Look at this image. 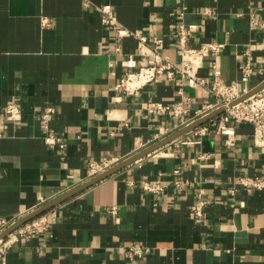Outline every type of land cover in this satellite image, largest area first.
<instances>
[{
	"label": "crops",
	"instance_id": "crops-1",
	"mask_svg": "<svg viewBox=\"0 0 264 264\" xmlns=\"http://www.w3.org/2000/svg\"><path fill=\"white\" fill-rule=\"evenodd\" d=\"M102 5L133 34L117 38L106 28ZM183 6L185 23L197 25L191 46L225 42L217 61L226 82L240 79L248 52L255 68L249 87L264 83V0H0V218L15 221L6 232L56 202L10 230L47 220L0 264H264V190L236 182L264 168L253 126L236 124L232 148L219 134L196 143L191 129L149 151L194 122L149 114L148 103H172L183 88L190 120L215 96L166 73L134 92L116 88L138 70L129 61L137 37L152 46L161 39L157 47L180 62L176 11ZM210 70L207 59L200 74L209 79ZM11 102L21 108L19 120L4 116ZM105 157L119 158L112 168L128 163L85 186L101 175H87L89 162ZM156 179L168 183L162 193L144 189ZM200 199L206 203L197 218ZM130 242L148 251L131 258Z\"/></svg>",
	"mask_w": 264,
	"mask_h": 264
},
{
	"label": "built area",
	"instance_id": "built-area-1",
	"mask_svg": "<svg viewBox=\"0 0 264 264\" xmlns=\"http://www.w3.org/2000/svg\"><path fill=\"white\" fill-rule=\"evenodd\" d=\"M97 10L101 14L103 25L112 30L117 38H124L133 34L118 23L110 5L98 6ZM186 12L185 6L176 11V34L181 55L180 62L172 60L168 54L157 47L162 43L161 39L155 38V45L152 46L142 37H137L138 51L129 56V61L133 67L138 66V70L127 72L116 85V88L124 89L126 92H134L150 82L157 81L164 73L169 78H173L175 74H178L189 86L193 88H206L215 96V102L202 104L200 108L193 112V118L191 117L192 119L186 120L185 117L190 113V109L182 98L184 95L183 88H179L178 94L180 97L172 103H164L162 101L148 103L146 110L149 114H163L173 120H180L181 124H189L206 117L215 110L224 108V111L219 116L192 129L191 133L199 138L194 142L200 143L202 137L208 134H219L224 136V144L227 147H235L236 124L247 122L253 126L254 145L264 149V87L242 99V97L254 89L249 87V82L255 73L251 55L248 52L244 54L246 60L239 65L240 79L226 82L220 73L217 61L219 55L226 47L225 42L209 40L198 42L196 45L191 46L189 39L193 36L197 25L185 23L184 16ZM44 22H47V19H44ZM207 59L211 61V70L208 73L209 79L200 74V69L204 66ZM139 61L144 64L139 65ZM51 111L52 108H48L43 113L42 118L45 121H47ZM21 115V108L17 103L11 102L6 106L4 116L7 120H19ZM46 141L54 143L56 139L50 136ZM182 142L187 143L191 141L185 139ZM199 157L207 159L210 155L209 153L202 152ZM118 162L119 158L117 157H105L102 160H93L88 164L87 175L94 177L102 174ZM176 171L178 172L179 169ZM236 182L245 187L246 190H264V168L260 175H243L238 177ZM174 183L178 185L179 181H174ZM167 186L168 183L161 179L143 182L145 190L155 193H162ZM235 190L233 188L231 192ZM205 203V201L200 199L193 206L192 209L197 218H201ZM116 212V206H113L109 210V213L112 215L116 214ZM14 222L12 219L0 218V258L3 262L6 261L7 251L13 243L17 242L21 237L34 236L37 232H41L47 227V220L44 217H39L24 228H19L17 233L10 232L4 235ZM128 249L131 258L140 257L148 251V249L143 248L135 242H130Z\"/></svg>",
	"mask_w": 264,
	"mask_h": 264
},
{
	"label": "water",
	"instance_id": "water-1",
	"mask_svg": "<svg viewBox=\"0 0 264 264\" xmlns=\"http://www.w3.org/2000/svg\"><path fill=\"white\" fill-rule=\"evenodd\" d=\"M263 87H264V83L261 84V85H259V86L256 87V88H254L250 93H248L247 95H245L244 97H242V99L248 97L250 94L255 93L256 91L260 90V89L263 88ZM223 111H224V108H221V109H219V110H217V111H215V112L210 113V114L207 115L206 117H203V118H201V119L195 121L194 123H192L191 125L187 126V127L184 128V129H182L181 131H179V132L176 133L175 135L169 137L168 139L164 140L163 142H161V143L157 144L156 146L150 148L149 151L154 150V149H157L158 147H160L161 145H163V144L169 142V141L172 140L173 138H176V137H178L179 135H181V134H183V133H185V132H187V131H189V130H191V129H193V128H195V127L201 125V124H203L204 122H206V121H208V120L214 118L215 116L219 115V114L222 113ZM127 163H128V162H125V163H123V164H120V165H118V166H116V167H114V168H112V169L106 171L105 173L101 174L100 176L94 178L92 181H90L89 183H87L85 186H89V185H91V184H93V183H95V182H97V181H99V180H101V179L107 177L108 175L114 173L115 171H117L118 169H120L122 166H124V165L127 164ZM62 199H64V198H61V199H59L58 201H60V200H62ZM58 201H57V202H58ZM55 203H56V202H53V203H50V204H48V205H46V206H43L42 208H39V209L36 210L35 212L29 214L28 216H26L25 218H23L22 220H20V221H19L17 224H15L10 230H13L16 226H19L20 224H23V223H25L26 221H28V220H30V219H32V218H34V217H36V216H38V215L44 213L46 210H48L49 208H51ZM10 230L7 231L6 233L10 232ZM6 233H5V234H6ZM5 234H4V235H5Z\"/></svg>",
	"mask_w": 264,
	"mask_h": 264
}]
</instances>
